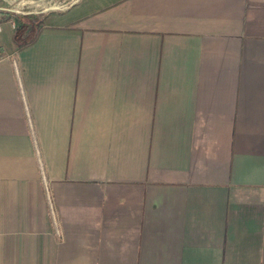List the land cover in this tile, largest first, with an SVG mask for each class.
Masks as SVG:
<instances>
[{
	"label": "crops",
	"instance_id": "0c3cea01",
	"mask_svg": "<svg viewBox=\"0 0 264 264\" xmlns=\"http://www.w3.org/2000/svg\"><path fill=\"white\" fill-rule=\"evenodd\" d=\"M0 264H264V0H0Z\"/></svg>",
	"mask_w": 264,
	"mask_h": 264
},
{
	"label": "rangeland",
	"instance_id": "374dc122",
	"mask_svg": "<svg viewBox=\"0 0 264 264\" xmlns=\"http://www.w3.org/2000/svg\"><path fill=\"white\" fill-rule=\"evenodd\" d=\"M15 5L14 6H16V8L18 7V9L21 7V6H17L16 4L17 3H14ZM15 8V7H14ZM33 8H29V7H24V8H20L19 9V11H20V13H18V14H21V15H23V13H21V12H23V11H30V10H32ZM31 21V20H30ZM22 22V21H21ZM35 24V23H34ZM23 27L22 28H24V25H22ZM36 28H37V26L36 25H34V27L33 28H31V30H30V33H28V34H26V36L23 38V40L21 41V40H19V41H21V42H25V40H27L28 38H30L33 34H34V32H35V30H36ZM3 36V33L1 34V37Z\"/></svg>",
	"mask_w": 264,
	"mask_h": 264
},
{
	"label": "trees",
	"instance_id": "16d2710c",
	"mask_svg": "<svg viewBox=\"0 0 264 264\" xmlns=\"http://www.w3.org/2000/svg\"><path fill=\"white\" fill-rule=\"evenodd\" d=\"M35 38H36V37H34V35H33V36H31L30 38H28L27 40H25L24 43H26V44H30V43H32V42L34 41Z\"/></svg>",
	"mask_w": 264,
	"mask_h": 264
},
{
	"label": "built area",
	"instance_id": "2783aa9c",
	"mask_svg": "<svg viewBox=\"0 0 264 264\" xmlns=\"http://www.w3.org/2000/svg\"><path fill=\"white\" fill-rule=\"evenodd\" d=\"M13 26L15 27V24L13 23Z\"/></svg>",
	"mask_w": 264,
	"mask_h": 264
}]
</instances>
